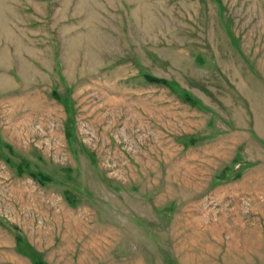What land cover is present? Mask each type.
<instances>
[{"label": "rangeland", "instance_id": "rangeland-1", "mask_svg": "<svg viewBox=\"0 0 264 264\" xmlns=\"http://www.w3.org/2000/svg\"><path fill=\"white\" fill-rule=\"evenodd\" d=\"M0 264H264V0H0Z\"/></svg>", "mask_w": 264, "mask_h": 264}, {"label": "trees", "instance_id": "trees-1", "mask_svg": "<svg viewBox=\"0 0 264 264\" xmlns=\"http://www.w3.org/2000/svg\"><path fill=\"white\" fill-rule=\"evenodd\" d=\"M152 81H153V82H158L156 79H152ZM159 82H161V81H159Z\"/></svg>", "mask_w": 264, "mask_h": 264}, {"label": "bare ground", "instance_id": "bare-ground-1", "mask_svg": "<svg viewBox=\"0 0 264 264\" xmlns=\"http://www.w3.org/2000/svg\"><path fill=\"white\" fill-rule=\"evenodd\" d=\"M103 86H105V85H103ZM107 95V94H106ZM98 103V102H97ZM51 112V111H50ZM44 119V118H43ZM45 127V126H44Z\"/></svg>", "mask_w": 264, "mask_h": 264}]
</instances>
